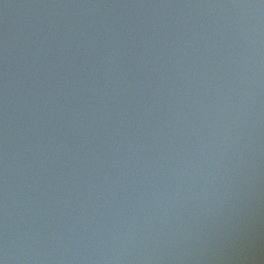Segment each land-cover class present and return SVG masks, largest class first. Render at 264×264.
<instances>
[{
	"label": "water",
	"instance_id": "water-1",
	"mask_svg": "<svg viewBox=\"0 0 264 264\" xmlns=\"http://www.w3.org/2000/svg\"><path fill=\"white\" fill-rule=\"evenodd\" d=\"M0 264H264V0H0Z\"/></svg>",
	"mask_w": 264,
	"mask_h": 264
}]
</instances>
